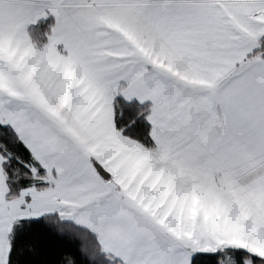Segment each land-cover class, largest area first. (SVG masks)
I'll return each mask as SVG.
<instances>
[{
  "label": "snow or ice",
  "instance_id": "6c2138e0",
  "mask_svg": "<svg viewBox=\"0 0 264 264\" xmlns=\"http://www.w3.org/2000/svg\"><path fill=\"white\" fill-rule=\"evenodd\" d=\"M0 264H264V0H0Z\"/></svg>",
  "mask_w": 264,
  "mask_h": 264
}]
</instances>
